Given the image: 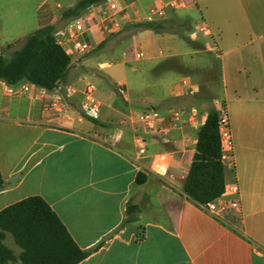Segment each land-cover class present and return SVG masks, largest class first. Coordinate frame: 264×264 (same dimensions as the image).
Wrapping results in <instances>:
<instances>
[{"label": "crops", "instance_id": "0c3cea01", "mask_svg": "<svg viewBox=\"0 0 264 264\" xmlns=\"http://www.w3.org/2000/svg\"><path fill=\"white\" fill-rule=\"evenodd\" d=\"M77 1L39 0L28 15L23 0L21 13L10 19L0 14L15 29L11 41L0 33V53L8 45L14 51L20 41L21 48L27 36L45 26L63 30L70 19H62V13ZM157 1L141 0L138 9L146 11ZM200 21L209 31L193 37ZM157 22L168 29L159 33L124 23L117 34L95 28L85 36L92 50L70 55L68 78L58 89L69 106L67 115L46 111L44 98L35 94L8 96L0 104V211L42 197L81 249L103 242L79 264H264V0H196ZM177 40L192 50L181 52ZM143 47L150 58L161 59L155 69L118 81L105 73L114 63L104 58L126 66L133 55L144 59L135 56ZM159 47L172 53L159 50L156 56L153 49ZM151 71L154 82L145 78ZM89 84L100 107L94 121L82 113ZM215 100L227 106L234 141L235 167H226V181L240 186L242 198V211L229 212L223 221L183 190L198 131ZM148 107L163 118L172 110L182 112L184 121L167 142L132 122ZM9 131L18 137H9ZM136 134L148 150L139 161ZM22 142L20 158L12 161ZM158 154L167 155L163 176L151 168ZM140 172L147 181L137 185ZM130 201L139 211L134 223L123 226ZM15 246L8 247L19 255Z\"/></svg>", "mask_w": 264, "mask_h": 264}, {"label": "trees", "instance_id": "16d2710c", "mask_svg": "<svg viewBox=\"0 0 264 264\" xmlns=\"http://www.w3.org/2000/svg\"><path fill=\"white\" fill-rule=\"evenodd\" d=\"M106 0H78L74 7L63 11L62 19L82 16L91 6ZM140 26L156 32L168 28L162 23ZM8 45L0 53V81L11 86L30 83L48 92L64 84L68 78L72 57L57 40V27L48 25L27 36L22 47L9 55ZM94 121L93 118H90ZM219 112L212 109L199 129L196 151L186 177L184 193L196 203H209L219 198L227 184L226 167L221 162L218 130ZM147 181L144 173L137 175V185ZM4 180L0 171V191ZM139 207L128 202L124 225L136 221ZM10 234L21 249L16 255L6 243ZM103 242L91 250L81 249L49 204L40 196H31L0 211V264H79L97 251Z\"/></svg>", "mask_w": 264, "mask_h": 264}, {"label": "built area", "instance_id": "2783aa9c", "mask_svg": "<svg viewBox=\"0 0 264 264\" xmlns=\"http://www.w3.org/2000/svg\"><path fill=\"white\" fill-rule=\"evenodd\" d=\"M141 0H106L102 3L91 6L82 16L71 19L67 26L57 32V40L60 45L68 52V55L85 54L92 50V45L85 36L97 28L105 35H114L121 31L124 23H153L163 20L168 12H178L188 9L195 5L196 0H158L150 5L146 11L138 9ZM209 28L204 21H200L193 32L196 37L199 32H208ZM215 51H218L215 48ZM137 59L145 58L142 51L135 54ZM5 96H14L16 94H35L44 98V108L46 111H56L67 115L70 111L66 103L65 96L58 89L48 92L43 88L30 83H21L17 86H11L0 81ZM39 90L41 94L39 93ZM94 86L89 84L84 92L82 104V113L89 118H98L100 107L94 98ZM215 109L219 112V136L221 145V162L225 167H235L234 141L231 131L229 114L224 102L214 101ZM196 117V112L190 113L189 122ZM182 112L172 110L168 117L163 118L160 113L151 107L145 108L139 112L136 119L132 122L142 128L147 133H158L168 141L174 129L183 123ZM137 160L147 155V147L144 138L136 134ZM167 163L166 154H158L152 163V170L160 176L166 174L165 165ZM160 172V173H159ZM199 208L212 216L223 221L226 215L231 211H242L241 189L236 182L227 183L222 195L206 204L197 203Z\"/></svg>", "mask_w": 264, "mask_h": 264}, {"label": "rangeland", "instance_id": "374dc122", "mask_svg": "<svg viewBox=\"0 0 264 264\" xmlns=\"http://www.w3.org/2000/svg\"><path fill=\"white\" fill-rule=\"evenodd\" d=\"M3 1L4 0H0V14H5L6 13L5 14V18L6 19H10V17L15 16L16 12L20 11L18 8L21 7V3H22L23 0H15L14 3L10 4L9 6L4 5L5 2L3 3ZM38 1L39 0H26V3H27L28 6H25V7H28V15L31 13V9H33L35 7V5L38 3ZM15 5H17V6H15ZM19 13H21V11ZM181 15H183V14H181ZM192 17H197V16L195 15V13H193ZM5 18L3 17V19L0 20V33L3 34V35L5 34L6 37H8V40L11 41V40L14 39L13 36H15L14 24L12 25L11 23H7V20H5ZM177 43L181 46V50H180L181 52H183V51H187L188 52V51L192 50L191 46L189 45V43L184 41V40H177ZM20 45H21V41L20 42H16L13 45V49H15V50L20 49ZM5 49L6 48L2 49L1 51L3 52ZM159 50H162L164 55H168V54L172 53V51L170 49H168V48H165V47H161L160 48L159 47V49L158 48L153 49L154 54H157L156 56L159 55V53H158ZM139 51H142L145 54V58L142 59V60L136 61L135 57L133 55V57L130 58L129 64H127L126 66L122 65V63L119 62L121 60L113 58L111 56H108L107 58H104V59H107V60L112 61L114 63L113 67L108 69L107 71H105V73L111 75L115 81H118V80H120L122 78L124 79L125 76L133 77V76L141 73L144 70L155 69L157 63L162 62L161 59H158V61H157V60H154V59L150 58L151 56L150 57L148 56L149 53H148L147 49H145L144 47H143V49H139ZM6 52L9 55L12 52V50L8 49ZM185 57L186 58L190 57V55H186ZM132 67H135L136 70L133 71ZM163 69H164V65H163ZM169 75H170V73H169ZM145 78H146V80H149L150 82L151 81H153V82L155 81V77H154V74H152V71L149 72L148 76H146ZM7 97L8 96L4 95L3 87L0 84V104L4 103V101L6 100ZM88 120L92 121L90 119H88ZM0 136H4V135L0 134ZM8 136L11 137V138H17L18 137V135H16L14 132H11V131H9ZM19 138L22 139L20 136H19ZM6 146H10V144L6 145ZM24 147H25V143L22 142V145L18 146V148L20 150H16L15 153L13 152L14 154H12L13 155L12 161H16V160H18L20 158V156L22 154L21 150ZM5 242H6L7 246L12 248L13 250L16 248V246H15V244L13 242V238H12V236L10 234L7 235V238H6Z\"/></svg>", "mask_w": 264, "mask_h": 264}]
</instances>
